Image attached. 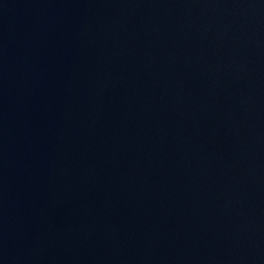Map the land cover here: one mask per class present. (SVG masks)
<instances>
[{
	"label": "water",
	"instance_id": "water-1",
	"mask_svg": "<svg viewBox=\"0 0 264 264\" xmlns=\"http://www.w3.org/2000/svg\"><path fill=\"white\" fill-rule=\"evenodd\" d=\"M0 264H264V0H0Z\"/></svg>",
	"mask_w": 264,
	"mask_h": 264
}]
</instances>
